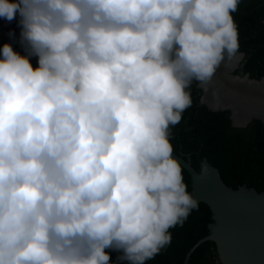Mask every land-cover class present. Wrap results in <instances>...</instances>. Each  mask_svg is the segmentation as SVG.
<instances>
[{"label":"clouds","instance_id":"9594fccd","mask_svg":"<svg viewBox=\"0 0 264 264\" xmlns=\"http://www.w3.org/2000/svg\"><path fill=\"white\" fill-rule=\"evenodd\" d=\"M240 2L0 0L24 49L0 46V264H146L171 243L198 208L171 128L237 58Z\"/></svg>","mask_w":264,"mask_h":264},{"label":"trees","instance_id":"16d2710c","mask_svg":"<svg viewBox=\"0 0 264 264\" xmlns=\"http://www.w3.org/2000/svg\"><path fill=\"white\" fill-rule=\"evenodd\" d=\"M238 28L239 50L245 56L238 70L247 69L252 77L264 75V0H241L232 13ZM19 17L14 20L18 23ZM193 81L190 92L192 105L186 109L179 124L171 128L173 151L189 154L193 166L199 170L206 158L222 174L227 185L241 184L264 190V127L253 119L251 127L239 129L231 125L228 111H212L200 102L201 89ZM187 190L191 193V177L182 166ZM210 207L204 203L194 209L182 226L170 229L172 240L146 264H222L216 244L210 239L201 242L186 255L191 247L209 233L212 222ZM110 251V250H106ZM112 261L119 253L110 251Z\"/></svg>","mask_w":264,"mask_h":264},{"label":"water","instance_id":"95a60500","mask_svg":"<svg viewBox=\"0 0 264 264\" xmlns=\"http://www.w3.org/2000/svg\"><path fill=\"white\" fill-rule=\"evenodd\" d=\"M12 27L20 33L18 25ZM239 55L230 75L236 79L249 82H264V75L260 78H251L248 73L243 76L231 74L238 65L243 53ZM201 89L200 102L212 111H228L233 126H245L253 119H258L264 126V117L251 115L242 123H235L232 109L225 105L213 106L204 99V89ZM264 115V114H263ZM173 157L179 161L191 177V195L198 201V206L206 203L212 212L213 221L209 223V233L199 239L188 251L185 262L190 253L205 240L214 241L218 257L222 264H264V190L258 191L253 187L241 184L236 188L226 184L223 174L206 158L200 162L197 170L189 157L173 151Z\"/></svg>","mask_w":264,"mask_h":264},{"label":"bare ground","instance_id":"6f19581e","mask_svg":"<svg viewBox=\"0 0 264 264\" xmlns=\"http://www.w3.org/2000/svg\"><path fill=\"white\" fill-rule=\"evenodd\" d=\"M9 22L7 20L0 19V27L8 26ZM2 29V28H1ZM7 36H2V32H0V46L3 43H10L14 50L20 52L22 55L24 54V49L20 44V35L16 34L10 36V32L7 31ZM31 64L33 67H37V58H31ZM224 67H220L217 69L215 75L212 80L205 85L207 88L206 94L204 89L203 99L209 101L210 105L219 106V105H227L233 111V118L235 123H242L251 115H260V117H264V82H249L243 83L236 81L230 82V79L225 75L226 66L223 63ZM234 80H239L236 78H232ZM243 81V80H239ZM245 82V81H244ZM247 82V81H246ZM206 95V97H205ZM208 103V102H207Z\"/></svg>","mask_w":264,"mask_h":264},{"label":"flooded vegetation","instance_id":"af4514ba","mask_svg":"<svg viewBox=\"0 0 264 264\" xmlns=\"http://www.w3.org/2000/svg\"><path fill=\"white\" fill-rule=\"evenodd\" d=\"M12 25H18V23H15L14 22V20L12 21ZM6 29H8V30H14L12 27H6L4 30H6ZM5 32V31H4ZM12 33H14V35H16V34H19L20 35V33L19 32H17V31H14V32H12ZM20 48H22V47H20ZM23 49V48H22ZM238 53H243V56L241 57V59L239 60V62H238V65L236 66V67H234V69H233V71H232V73L231 74H234V75H239V76H243V75H245L246 73H248L249 74V76L251 77V78H257V77H252L251 75H250V72L246 69H243V71L241 72V70H238V67H239V65H240V63H241V61L244 59V56H245V53H244V51H242V50H239V52ZM238 57H239V55H237V58L236 59H234V60H232V61H228V60H225L223 63L225 64V66H226V69H224V70H226V73H225V75L227 76V78H229L230 79V82H233V81H236L237 83H239V82H243V83H248V82H244V81H239V80H234V79H232L233 77L230 75V71L232 70V68H233V66L235 65V63H236V61H237V59H238ZM223 63L221 64V67H224V65H223ZM35 68V67H34ZM225 68V67H224ZM262 77V76H261ZM261 77H259V78H257V79H260ZM250 84V83H249ZM196 85H197V83H196ZM204 87V89L206 88V86L204 85L203 86ZM206 91H207V88L205 89V94H206ZM205 97H206V95H205ZM206 101V100H205ZM208 103H209V101H207ZM251 122L252 121H250L248 124H246L245 126H237V128H239V129H246L247 127H251ZM232 125V124H231ZM263 125V124H262ZM233 126V125H232ZM233 127H236V126H233ZM264 127V126H263ZM113 264H116V261H113Z\"/></svg>","mask_w":264,"mask_h":264},{"label":"rangeland","instance_id":"374dc122","mask_svg":"<svg viewBox=\"0 0 264 264\" xmlns=\"http://www.w3.org/2000/svg\"><path fill=\"white\" fill-rule=\"evenodd\" d=\"M1 28H3V27H0V32H2V33H3V34H1V35H2V36H4V37H5V36H7V35H6V33H8V32H7V31H5V32H4V31H2V29H1ZM0 39H1V38H0Z\"/></svg>","mask_w":264,"mask_h":264}]
</instances>
